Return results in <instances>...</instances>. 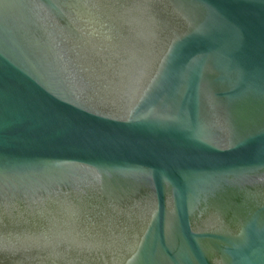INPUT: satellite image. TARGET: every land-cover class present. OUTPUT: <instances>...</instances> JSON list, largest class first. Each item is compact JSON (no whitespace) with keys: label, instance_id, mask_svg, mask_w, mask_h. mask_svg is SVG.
Segmentation results:
<instances>
[{"label":"water","instance_id":"obj_1","mask_svg":"<svg viewBox=\"0 0 264 264\" xmlns=\"http://www.w3.org/2000/svg\"><path fill=\"white\" fill-rule=\"evenodd\" d=\"M0 264H264V0H0Z\"/></svg>","mask_w":264,"mask_h":264}]
</instances>
